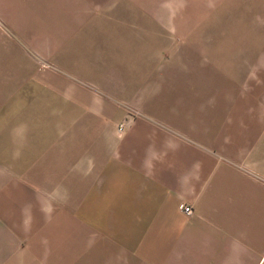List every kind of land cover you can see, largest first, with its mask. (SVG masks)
I'll return each instance as SVG.
<instances>
[{
	"label": "crops",
	"instance_id": "0c3cea01",
	"mask_svg": "<svg viewBox=\"0 0 264 264\" xmlns=\"http://www.w3.org/2000/svg\"><path fill=\"white\" fill-rule=\"evenodd\" d=\"M107 3L0 0L48 63L0 111V264H264V36L187 46Z\"/></svg>",
	"mask_w": 264,
	"mask_h": 264
},
{
	"label": "rangeland",
	"instance_id": "374dc122",
	"mask_svg": "<svg viewBox=\"0 0 264 264\" xmlns=\"http://www.w3.org/2000/svg\"><path fill=\"white\" fill-rule=\"evenodd\" d=\"M94 0H91L93 2ZM106 12L118 14L153 12L155 16L165 19L166 29L161 31L162 37L174 38L176 35L186 36L187 46H204L209 49L215 44L232 43L233 52L240 51L238 46L247 40L250 45L260 36H264V0H107ZM136 2V3H135ZM96 7V6H95ZM239 31V32H238ZM234 33V34H233ZM242 35L245 38H242ZM233 36V37H231ZM239 36V37H237ZM259 36V37H258ZM258 37V38H257ZM217 39V40H216ZM0 38V111L9 105H17V95H31L35 92L34 82L27 84L29 78L39 77L43 67L40 57L34 54L23 55L17 52L18 47ZM220 42V43H218ZM228 44V45H229ZM42 67V68H41ZM39 89V88H38ZM9 100H13L10 102ZM11 119L0 117V161L3 153L1 149V133L8 129ZM18 151H14V154ZM2 157V158H1ZM3 167L1 166L0 169ZM17 172V167L13 168ZM26 174L33 173V167H25ZM48 178L49 175L43 176ZM43 195L48 194V181H42ZM2 184L0 183V186ZM26 186L29 183L25 182ZM48 195L43 196V200Z\"/></svg>",
	"mask_w": 264,
	"mask_h": 264
},
{
	"label": "built area",
	"instance_id": "2783aa9c",
	"mask_svg": "<svg viewBox=\"0 0 264 264\" xmlns=\"http://www.w3.org/2000/svg\"><path fill=\"white\" fill-rule=\"evenodd\" d=\"M183 212L187 215H190V214H192L193 210L189 205H185V206H183Z\"/></svg>",
	"mask_w": 264,
	"mask_h": 264
}]
</instances>
